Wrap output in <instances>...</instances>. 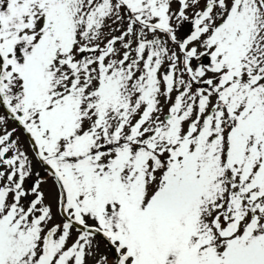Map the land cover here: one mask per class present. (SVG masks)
Returning a JSON list of instances; mask_svg holds the SVG:
<instances>
[{"label": "snow or ice", "instance_id": "snow-or-ice-1", "mask_svg": "<svg viewBox=\"0 0 264 264\" xmlns=\"http://www.w3.org/2000/svg\"><path fill=\"white\" fill-rule=\"evenodd\" d=\"M0 264H264V0H0Z\"/></svg>", "mask_w": 264, "mask_h": 264}]
</instances>
